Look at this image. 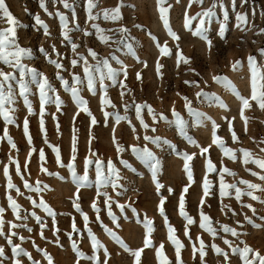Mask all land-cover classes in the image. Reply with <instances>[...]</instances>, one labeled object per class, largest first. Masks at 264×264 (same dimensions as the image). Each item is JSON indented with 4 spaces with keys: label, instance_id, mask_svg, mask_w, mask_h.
<instances>
[{
    "label": "rangeland",
    "instance_id": "rangeland-1",
    "mask_svg": "<svg viewBox=\"0 0 264 264\" xmlns=\"http://www.w3.org/2000/svg\"><path fill=\"white\" fill-rule=\"evenodd\" d=\"M68 2L73 3V0ZM96 2L98 7L93 10V15L99 13V16L97 20L90 21L87 19L86 0H74L75 20H73L72 10L65 9L59 0H46L48 12L40 7V0H5L6 6L17 21V42L33 52V56L24 58L23 63L43 73L63 101L59 111L54 102L45 106L44 121L48 140V144H45L39 125L37 85L31 82L30 75L25 76V81L30 88L29 99L32 101L34 110V114L29 116L23 104V98L19 95L18 83L11 82L15 101L6 107L15 109L12 113L15 123L6 124L0 116V136L7 128L17 145L14 149L6 140L0 141V207L5 209L3 214V219L6 221L5 233L9 232V222L26 223L32 231L29 232L26 228L14 229L18 232V236L14 237L13 241L20 244L39 264H47V260L43 252L38 249L46 250L53 257L54 264H75L76 255L71 247L70 233L85 257L93 255L91 240L88 238L83 217L73 207L77 186L67 168V164L73 163L78 176H83L85 171L87 172L88 183L80 188L77 202L82 212L89 217L87 227L92 230L109 253L108 257H104V249L101 248L95 255L101 259L107 258L109 264H133V257L124 252L122 247L105 232L104 226L112 228L132 249H138L143 246L145 229L142 221L145 216L154 222V231L151 235L153 246L142 254V264H158L155 251L161 243L164 245V255L172 264H175V248L167 238L168 229L158 210L162 197L165 199L164 209L168 221L175 229V235L184 245L181 253L184 264H201L199 254L197 253L195 258L192 255V245L199 246L197 237L202 238L206 244L205 264H226L223 257L217 255L211 248L213 244L229 252V264H243L239 255L232 254L221 237L232 241L233 246L243 247L246 243L264 255V181L251 174V172H258L264 175V170L252 163L245 165L241 152V149L248 150L254 158L264 159V151H261L264 148V109L250 99L251 69L248 66V57L255 56L260 72L264 74V56L260 55V50L264 49V32H261L264 29V0H248L247 4L243 5L241 0H236L235 10L232 8L231 0H223L229 14L224 38L218 35L219 24L223 21V9L217 7L216 16L212 22L205 24V27L209 29L208 37L212 41L211 49L203 39L194 36L193 33L200 23L197 13L209 8L213 3L219 4V0H204L203 5L193 4L191 8H187L188 0H166L164 6H171L169 7V23L172 30L180 37L179 41L173 40L164 28L157 8V0H96ZM118 5L121 6V19L105 20L102 10ZM186 10L189 16L196 17L192 19L188 29L184 27ZM49 12L53 15L50 16ZM57 12L69 18V28L72 29L69 36L72 42L78 45L76 52L72 51L70 43L63 40L59 17L55 15ZM236 12L247 14V25H242L241 28L236 27L238 23ZM36 16H39L48 26L50 36H45L43 28L36 25ZM93 24L103 30L102 34L108 37L106 42L101 41L97 29L92 27ZM9 27L12 25L0 13V31ZM121 28L127 31H119L118 29ZM82 30H86L89 34L85 35ZM153 37L162 46L166 43L172 54L161 55ZM53 45L55 51H53ZM41 47L47 51V56L39 51ZM89 49L97 53L95 59L89 55ZM177 50L181 51L190 63L181 62L178 65L175 55ZM81 55L86 57L90 66L96 65L97 60L107 59L110 67L117 72V80H123L127 85L125 89H121L118 84L113 85L105 78L107 95L115 105L114 108L106 106L102 110L100 97L103 91L100 87V73L94 70L96 93L93 94L88 90ZM50 59L59 60L64 65L61 75L68 81L69 88L75 83L73 75L81 78V83L76 87L80 89V95L88 102L87 107L98 121L96 126H91L90 116L77 109L71 93L56 78L57 70L49 62ZM73 59L78 61L75 67L71 65ZM157 61L163 65L159 75L156 72ZM236 61H240V66L234 70L232 65ZM122 66L127 69L126 79L121 71ZM0 69L5 72L11 71L2 60H0ZM103 71L106 73L107 69ZM137 73L141 75L139 80L136 78ZM15 75L19 79L18 70ZM213 77H219V79L214 80ZM185 81L193 83L186 84ZM229 83L241 95L250 99V107L244 110L248 120L247 131H245L244 120L240 116L242 104L229 87ZM258 83L264 84V80ZM121 92L125 93L123 97L120 95ZM133 102L150 105L157 114V119L154 121L147 108L142 110L141 115L144 122L149 125L148 130H145L136 118ZM221 104H226L228 107H221ZM78 111L79 115H76ZM104 111L113 113L107 121L103 115ZM115 114L127 116L128 119L117 123ZM161 115L163 119H160ZM26 116L29 119V131L33 138L32 145L27 143L23 132V121ZM178 120L183 122V131L186 135L181 134ZM230 120L232 121L231 131L228 126ZM213 122L219 125L216 133L224 141L225 147L234 150L235 160L224 155L215 145L210 148L209 153L200 155L197 145L207 147L211 143ZM133 126L136 127V132L132 131ZM73 127L77 129L78 136L75 161L71 159ZM113 128H115L116 140L124 149L122 152L116 151ZM152 128L156 131L153 132ZM232 131L238 137L235 142L232 140ZM90 133L95 137L91 144H89ZM145 135L158 139L145 141L143 139ZM187 137H191L196 143H189ZM49 145L60 148L63 167L56 163L55 153ZM134 147L140 150L146 147L153 155V162L156 160L160 162L157 180L164 187L159 193L156 191L149 164L138 152L133 151ZM33 148L37 151L29 157L28 154ZM40 149L45 151L44 166L58 175H48L40 171L38 155ZM89 149L96 153V156H92ZM182 153L195 154L194 160L190 162L193 168V183L185 194V211L194 220L192 225H188L191 238L184 235L187 221L179 214V198L182 189L188 183L183 169ZM97 158L103 164L105 175H107L109 160L113 162L120 174L119 183L122 188L117 189L122 193L120 196L116 195L110 185L101 189V191H107L113 201L125 205L123 210L117 207V203L112 205L119 227L107 215V207L103 203L104 197L96 195L95 162ZM208 159L212 160L218 170L226 167L231 173H235V175L224 174V180L228 184L236 183L242 190H246V186L238 183L241 179L260 184L262 190L254 193L259 199L252 200L247 195H242L240 200H237L234 189L228 190V196L221 197L219 171L207 172ZM87 160H91L92 163H86ZM121 160L127 163L121 164ZM12 161L18 162L21 166L28 162L29 170L22 171L21 175L34 187L37 182H40L41 187L46 184L48 189L36 193L24 188L23 179L21 175H17L16 165ZM5 166L9 168L13 183L23 195L17 193L15 189L7 188L8 178L4 175ZM205 177L211 182L212 188L210 196L205 198L201 209L199 202L203 194L202 186ZM169 189L172 191L169 192ZM9 195L20 205L21 216H26V220L16 218L8 205ZM28 197H31V200ZM40 199L53 209L54 217L48 216L43 209L33 206L32 200L39 203ZM94 200L101 209L99 221L91 207ZM246 205L252 207L249 208ZM201 210L210 217L211 227L217 230L218 234L215 237L199 226ZM33 211L46 225L43 229L44 238L40 235L39 224L30 215ZM73 221L79 230L77 232H72ZM224 224L236 228L241 234L233 237L230 233H223L220 231V226ZM20 235L25 237L23 241L19 239ZM0 246L5 248L6 259L3 264H13V259H20L21 264H33L24 256L13 258L11 246L6 243L3 236H0ZM80 264H93V261L81 258Z\"/></svg>",
    "mask_w": 264,
    "mask_h": 264
},
{
    "label": "snow or ice",
    "instance_id": "snow-or-ice-1",
    "mask_svg": "<svg viewBox=\"0 0 264 264\" xmlns=\"http://www.w3.org/2000/svg\"><path fill=\"white\" fill-rule=\"evenodd\" d=\"M248 0H241V4H247ZM59 3L63 4L65 9H71L72 10V16L73 20L76 18L75 9H74V0L73 3H69L68 0H59ZM166 3V0H157V8L159 11L160 19L163 22L164 28L167 30L168 35L175 41H179L180 37L178 34L172 30L170 23H169V7H165L164 4ZM204 0H188L187 8H191L193 4H200L203 5ZM231 5L233 10H235L236 7V0H231ZM40 7L44 9L45 12H48L47 6H46V0H40ZM98 7V3L96 0H86V11H87V19L90 21H95L98 19L99 13L97 15H93V10ZM219 7L223 9V21L219 24V31L218 35L223 39L225 36L226 28H227V21L229 19L228 11L226 10V6L223 2V0H219V4L213 3L209 8L202 9L201 12L197 13V16L199 17V27H197L196 31L193 33L194 36L200 37L203 39L206 44L208 45L209 49H211L212 41L208 37V31L209 29L205 27V24H210L213 20V18L216 16L215 9ZM103 18L105 20H112L117 21L121 19V6L118 5L111 9H103ZM0 13H2V16L6 18L7 22L12 25V27H9L3 31H0V60L3 61L5 65H7L11 71L5 72L4 70L0 69V116L3 117L6 124H14L15 119L12 113L15 111V109H12L10 107H6V105H11L15 101L14 92H13V85L12 81H16L19 85V95L23 98V104L25 105L27 109V113L29 116L34 114L32 101L29 99V93L30 88L28 86V83L25 81V76L31 77V82L37 85L38 88V94H39V125H40V131L44 135V142L45 144H48L47 140V131L45 128V106L48 103L54 102L57 108V111L61 109V106L63 104V101L61 100L60 96L56 94L57 90L51 85L48 78L43 74L40 73L37 69L29 67L27 64L23 63L24 58H31L33 56V52L29 48L22 47L16 40V25L17 21L12 16L11 12L9 11L8 7L6 6L5 0H0ZM50 16L53 15V13H48ZM253 14H255L253 10ZM59 17L60 25H61V35L63 36V40L71 44V48L73 52L77 51L78 45L76 43H73L71 40V37L69 36V32L72 31V29L69 28V18L65 16L63 13L57 12L55 13ZM196 17L189 16L187 10L184 13V27L188 29L191 25L192 19H195ZM236 20L238 21L236 27L241 28L242 25L248 24V17L246 13L236 12ZM35 23L36 25L43 28V32L45 36H50L51 33L49 31L48 26L44 23L43 20L39 16L35 17ZM93 28L97 29V33L99 35V38L101 41H107L108 37L104 36L103 30L99 28L98 25L93 24ZM77 28H79V25H77ZM121 32H126L127 29L121 28L118 29ZM84 31L85 35H88L89 33L86 30ZM261 32H264V29L261 30ZM11 37V39H10ZM153 40L155 41V46L159 49L160 54L163 56L171 55V50L165 43L163 46L159 43V41L156 40L155 37H153ZM131 48V46H129ZM41 53H44L45 56L48 55L47 51L41 47L39 49ZM53 51H55V46L53 45ZM89 55H91L94 59L97 57V53L95 51H92L89 49ZM177 57V64L183 62L185 64L190 63L189 59L184 57L182 52L177 50L175 53ZM260 55L264 56V49L260 50ZM80 59L83 60V72L85 77L87 78V88L90 92L93 94L96 93V87H95V78L93 76V70L95 72L100 73L99 79H100V87L103 91V95L100 97V104L102 110L106 106L115 107L114 104H112L111 100L108 98L107 91H106V85L104 84L105 78L110 80L113 85H117L121 89H125L127 85L124 83L123 80H117V72L110 67L108 64L107 59L103 60H97L96 65L90 66L88 64V61L86 57L80 56ZM51 64H53L56 68V78L62 83V85L65 87L67 91L71 93V98L74 101L76 107L78 110L83 111L88 116L91 117V126L94 127L97 125L98 121L96 120L95 116L91 113L89 108L87 107V101L80 95V89L76 87V85L81 83V78L78 75H73V81L75 82L71 88L68 87V81L64 79V77L61 75V72L64 70V65L59 60H49ZM78 61L77 59H73L71 61V65L75 67L77 65ZM102 65V67H101ZM240 66V61H236L232 67L234 70L238 69ZM248 66L251 69V95L250 99L252 101H255L258 106L261 109H264V84H259L258 81L264 80V74H261L260 69L257 65V59L255 56H249L248 57ZM163 67V65L160 64L159 61L156 62V72L159 75L160 69ZM103 69H107V72L105 73ZM19 73V79H17V76L15 73ZM121 71L124 73L125 79L127 78V69L125 66H122ZM136 78L139 80L141 79L140 73L136 74ZM214 80H218L219 77H213ZM186 84H191L193 82L191 81H185ZM229 87H231L233 93L236 95V97L239 99V101L242 104V107L240 108V116L244 120L245 124V131H247V117L244 115V110L248 109L250 107V99L245 98L241 93L233 87L229 83ZM52 93L53 95L50 96L49 94ZM121 97L125 95L124 92L120 93ZM186 99V98H185ZM186 100V105H187ZM133 106L135 108V115L136 118L139 120L140 125L145 129H149V125L144 122V119L141 115V112L144 108H147L148 113L152 115L153 120L155 121L157 119V114L154 113V110L150 105L147 104H140L133 102ZM221 107L227 108L228 106L226 104H221ZM128 105H125V109L127 110ZM76 115H79V111L76 113ZM105 121H107L108 117L113 115V113L104 111L103 112ZM164 117L161 115L160 119H163ZM127 116H120L119 114H115V120L117 123L121 120H127ZM131 123V121H129ZM181 134L186 135L183 131V122L177 121ZM229 130L232 129V121H228ZM219 128V125L213 122L212 124V134H211V143L207 147H199L200 155H205L209 153L210 148L215 145L218 148L221 149V151L224 153V155L230 157L231 159L235 160L236 155L234 150L230 148H226L224 145V141L217 135L216 129ZM57 130L59 131V126L57 125ZM153 132L156 131L155 128L151 129ZM132 131L136 132L137 129L135 126L132 127ZM23 132L24 136L27 139V143L29 145H32L33 138L29 131V119L26 116L23 121ZM77 129L73 127L72 129V136H71V159L72 161H75L76 159V152H77ZM95 137L91 136L89 137V144H91L92 139ZM145 141L149 140H155L158 139L157 137H152L145 135L143 137ZM189 143L195 144L196 142L192 140L191 137H187ZM6 140L7 143L12 147L16 148L17 145L14 143L13 138L9 135L7 128L4 129L3 135L0 136V141ZM232 140L235 142L238 140L237 134L232 131ZM113 142L116 144V151L122 152L124 149L121 147L119 142L115 138V128H113ZM51 147L52 151L55 153V160L56 163L63 167L64 164L61 160V150L58 146L49 145ZM37 150L33 148L29 152V157L32 155L33 152H36ZM92 156H96V153L91 152V149H89ZM134 152H138L143 160H145L149 167L152 170V179L156 186V191L159 193L160 189L164 187L158 180L157 175L160 170V162L156 160L153 162V155L151 151H149L146 147L142 150L133 148ZM261 151H264V148L261 149ZM242 152V161L245 165L252 163L255 164L259 169L264 170V159H256L253 157L252 153L248 150L241 149ZM39 155V161H40V171L48 174V175H58V173H53L48 170L44 165L46 163V156L45 151L43 149H40L38 152ZM183 159V169L187 175V181L188 183L184 186L182 189V194L179 198V214L187 221V224L185 225L184 235L191 238L189 235V229L188 225H192L194 223V220L191 216H189L185 211V194L188 193L189 188L191 187L193 183V168L190 164L191 161L194 160L195 154H188V153H182L181 154ZM16 167L15 171L17 175H21L22 171L29 170V163L26 162L23 166H21L18 162L12 161ZM86 163H92L91 160H87ZM96 195L97 197L103 196L104 197V205L107 207V215L110 217L111 221L116 224L117 227H119V224L116 223L117 217L115 213L112 211V205L113 203H117V207H119L121 210L125 208V205L119 204L118 202L113 201L112 196L107 191H101L103 188H107L109 185L112 187L113 191L116 193L117 196H120L122 193L121 191H117V189H121L122 185L119 183L120 181V174L116 168V166L113 164L111 160L107 163V175H105L104 167L102 162L99 160V158L96 159ZM121 164H126L127 162L124 160L120 161ZM67 168L71 172L72 180L77 186V191L75 194V199L73 200V207L76 209L77 212H80L85 228H87L88 231V238L91 240V248L93 250V255L85 257V254L80 250V248L77 245V242L75 239H72L71 233L69 234V239L72 240V250L76 255V261L75 264H80L81 258H86L90 261H93V264H109V260L107 258L101 259L97 255H95L96 251L103 248L104 249V257H108L109 253L107 248L100 242V240L97 238V236L92 232L90 228H88V221L89 217L86 213H83L81 210L80 204L77 202L79 199V190L81 187H84L88 183V175L85 171V174L83 176H78L74 167L73 163L67 164ZM206 169L207 172H217L219 171L220 176V183H219V195L221 197L228 196L229 195V189H234L235 196L237 200H240L242 195H247L252 200H257L259 197L255 195L254 193L256 191L262 190V187L260 184L252 183L247 180H239V184H243L246 186V190H242L240 187L237 186L236 183L228 184L224 180V174L228 173L230 175H235V173H231L228 168L223 167L219 170L214 165L211 159L207 160L206 163ZM251 171V170H249ZM253 176H258L261 181H264V175H260L258 172H251ZM4 175L8 178L7 179V188L8 189H15L17 193L23 195V193L20 192V189L16 187V185L13 183L11 176L9 175V168L7 166L4 167ZM21 179H23V187L26 189H29L33 192L39 193L42 191H45L48 189V185H43L41 187L40 182H37L35 187L29 183L27 179L21 175ZM62 179V177H61ZM203 194L200 199V207L203 208V205L205 203V198L209 197L211 194V182L207 179V177L203 180ZM172 190L169 189V192ZM28 199L31 200V197H28ZM8 205L11 208L12 212L15 214L16 218L18 220H26L27 217H22L20 213V205L13 199L11 195L7 197ZM32 204L34 207H39L43 209L45 213H47L48 216L54 217L55 213L53 212V209L43 200L40 199L39 203L37 201L32 200ZM165 199L162 197L159 202L158 210L160 212V215L164 218L165 226L168 229V235L167 238L171 241L172 245L175 248V264H184L182 260V250L184 248V245L178 239V237L175 235V229L173 226L169 223L168 218L165 214L164 209ZM91 207L93 211L96 213V219L100 220V212L101 209L98 207L97 202L94 200L91 204ZM246 207L251 208V205H246ZM223 210V209H222ZM5 209L3 207H0V236H3L6 240V243L11 246V253L12 257H27L29 261H32L33 264H39L38 261H34L32 255L27 252L23 247H21L20 244L14 243L13 238L18 236V232L14 231V229L17 228H26L29 232L32 231L30 227L26 223L16 224V223H10L9 232L5 233L4 231V225L6 221L3 219ZM32 217L35 218L36 222L39 224L41 232L40 235L43 237V229L46 227V225L43 223L42 218L40 216H37L36 212L33 211L30 213ZM233 215L235 213L233 212ZM245 219H248V217H245ZM143 227L145 229V236L143 240V246L138 249H132L128 244H126L120 236L117 235V233L107 226H104L105 232L117 243L119 244L124 252L130 254L133 257V264H142V254L145 252L146 249L151 248L153 246V241L151 239V235L154 231V222L150 219H148L146 216L143 218ZM239 223V222H237ZM199 226L203 229H205L208 233H210L213 237H215L218 232L216 229L211 227V220L210 217L204 213L202 210L200 211V221ZM72 232L79 231L76 227L75 222L73 221L72 225ZM58 231V229H57ZM220 231L223 233H230L231 236L237 237L241 233L237 231L236 228L230 227L226 224L220 226ZM223 239V243L227 245L228 249L231 250L232 254H238L239 258L243 261V264H264V255H261L259 251L254 250L251 246L244 243L243 247L239 246H233L232 241L225 237H221ZM19 239L23 241L25 239L24 236L20 235ZM197 240H199V246L196 244L192 245V255L193 258L196 257L197 253L199 254V258L201 261V264H205V257H206V244L205 241L197 237ZM58 243V241H57ZM211 248L215 251L217 255H220L223 257L226 264H229L230 262V255L229 252L225 251L224 249L220 248L219 246L213 244L211 245ZM164 245L161 243V245L156 248L155 255L158 261V264H172L170 260L164 255L163 252ZM38 251L43 252L44 258L47 260V264H54L53 257L43 249H38ZM251 254V255H250ZM4 259H6L5 256V248L4 246H0V264H3ZM13 264H21L20 259H13Z\"/></svg>",
    "mask_w": 264,
    "mask_h": 264
}]
</instances>
